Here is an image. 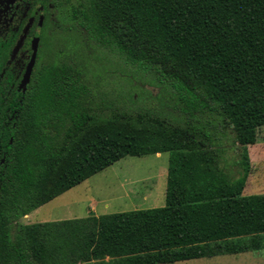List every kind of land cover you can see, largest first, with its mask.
I'll return each instance as SVG.
<instances>
[{"label":"trees","instance_id":"1","mask_svg":"<svg viewBox=\"0 0 264 264\" xmlns=\"http://www.w3.org/2000/svg\"><path fill=\"white\" fill-rule=\"evenodd\" d=\"M51 3L89 41L152 74L169 108L122 109L68 58L42 62L18 90V47L0 50L10 55L6 70L0 61V264H159L263 249L264 193L244 189L264 126V0ZM228 128L237 177L221 165ZM159 152L170 153L164 206L19 221L127 155Z\"/></svg>","mask_w":264,"mask_h":264},{"label":"rangeland","instance_id":"2","mask_svg":"<svg viewBox=\"0 0 264 264\" xmlns=\"http://www.w3.org/2000/svg\"><path fill=\"white\" fill-rule=\"evenodd\" d=\"M60 11L54 9L46 18L44 46L40 44L37 52L42 62L53 61L55 57L78 60L93 74L92 82L99 88L101 96L122 109L153 105L169 108L166 107V92L154 85L152 74L138 73L115 50L89 41L77 29L71 28L63 9ZM233 135L232 128H228V138L223 141L227 150L221 165L237 177L241 171L238 163L240 148L238 143L233 144ZM169 154L127 155L19 221L27 224L87 216L92 199L99 201L98 214L164 206ZM249 154L252 169L244 193H264V126L259 129L257 143L249 145ZM159 264H264V248Z\"/></svg>","mask_w":264,"mask_h":264},{"label":"flooded vegetation","instance_id":"3","mask_svg":"<svg viewBox=\"0 0 264 264\" xmlns=\"http://www.w3.org/2000/svg\"><path fill=\"white\" fill-rule=\"evenodd\" d=\"M37 2L39 4L38 6ZM42 8L41 0H0V50L4 51L6 45L10 48L18 47L16 55L19 59L16 62H18L17 65L23 66L18 77V86L32 55V42L37 37L39 38L38 46L40 44L43 45V27L46 18H48L47 16L52 10L56 9L51 3V0H47L45 10L42 11ZM22 21L24 22L23 25ZM28 25L29 27L25 31ZM37 28H39L38 31ZM8 60H10V55L7 60L3 57L0 59L4 64L3 70H6V61ZM41 63L42 61L37 56L30 81L35 76V72Z\"/></svg>","mask_w":264,"mask_h":264},{"label":"water","instance_id":"4","mask_svg":"<svg viewBox=\"0 0 264 264\" xmlns=\"http://www.w3.org/2000/svg\"><path fill=\"white\" fill-rule=\"evenodd\" d=\"M10 1H13V0H10ZM28 27H29V25L26 27L25 31L28 29ZM38 43H39V38H37V37L34 38V40L32 42V55H31V58H30V60L28 62V65H27L26 71H25V73L23 75V78H22V80L19 83L18 90H22L30 82L32 69H33V66L35 64V60H36V57H37Z\"/></svg>","mask_w":264,"mask_h":264},{"label":"crops","instance_id":"5","mask_svg":"<svg viewBox=\"0 0 264 264\" xmlns=\"http://www.w3.org/2000/svg\"><path fill=\"white\" fill-rule=\"evenodd\" d=\"M90 178V177H89ZM88 178V179H89ZM87 180V179H86ZM85 180V181H86ZM84 182V181H83ZM83 182H81V183H79L78 185H76V186H74V187H78V186H80ZM73 187V188H74ZM73 188H71V189H69V190H67L66 192H64L63 194H61V195H59V196H57V197H60V196H62V195H64V194H66L67 192H69V191H71V190H73ZM56 197V198H57ZM55 199V198H54ZM52 201V200H51ZM50 202V201H49ZM98 205H99V201L98 200H95V199H92V202L90 203V209L91 210H88V215L89 214H97L98 215V211H97V209H98ZM41 207V206H40ZM39 208V207H38ZM37 208V209H38ZM36 210V209H35ZM33 211H31L30 213H28L27 215H25V216H29V214H31ZM73 218V217H72Z\"/></svg>","mask_w":264,"mask_h":264}]
</instances>
